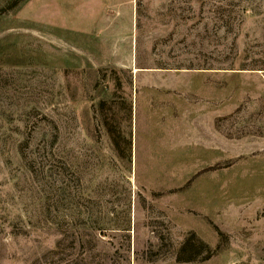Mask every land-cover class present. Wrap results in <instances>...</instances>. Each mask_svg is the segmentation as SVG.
Instances as JSON below:
<instances>
[{"label":"rangeland","instance_id":"1","mask_svg":"<svg viewBox=\"0 0 264 264\" xmlns=\"http://www.w3.org/2000/svg\"><path fill=\"white\" fill-rule=\"evenodd\" d=\"M0 264H264V0H0Z\"/></svg>","mask_w":264,"mask_h":264},{"label":"trees","instance_id":"2","mask_svg":"<svg viewBox=\"0 0 264 264\" xmlns=\"http://www.w3.org/2000/svg\"><path fill=\"white\" fill-rule=\"evenodd\" d=\"M104 102H100V104H103ZM191 236V237H190ZM188 238H187V240L185 241V244L186 243H188V241L189 240H192L193 239V236L195 237V234H191ZM202 241V240H201ZM203 243V246H205V248H207V250H208V255H206L205 257H204V259H207V258H209L210 256H212L214 253H215V251L214 250H212L211 249V247L207 244V243H204V242H202ZM201 243V244H202ZM196 258H197V256L196 255H193L192 257H190V258H188V259H185V258H182L181 256H179V255H177V260L178 261H194V260H196Z\"/></svg>","mask_w":264,"mask_h":264}]
</instances>
